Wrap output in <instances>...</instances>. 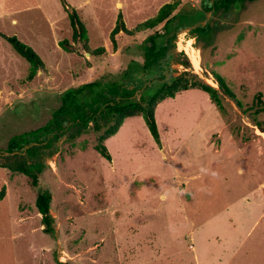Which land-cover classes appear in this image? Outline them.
I'll list each match as a JSON object with an SVG mask.
<instances>
[{
  "label": "rangeland",
  "instance_id": "1",
  "mask_svg": "<svg viewBox=\"0 0 264 264\" xmlns=\"http://www.w3.org/2000/svg\"><path fill=\"white\" fill-rule=\"evenodd\" d=\"M168 1L0 0V264H200L198 253L206 264H264V111L253 106L257 93L264 99V0L205 12L201 25L209 29L197 36L177 19L168 33L163 22L134 35L120 31L113 48L109 34L118 12L133 29ZM179 1L172 15L209 2ZM71 9L85 25L88 46L104 47L103 55L85 52L84 40L73 42ZM155 32L164 41L175 36L148 79L139 66L141 44ZM6 36L32 47L44 70L28 80L31 65ZM63 39L71 51L59 45ZM183 59L216 89L212 72L220 74L235 99L221 92L219 110L206 92L182 90L156 106L160 143L141 115L128 117L104 141L110 160L94 148L91 122L81 127L69 120L56 137L43 136L36 152L27 151L33 143L6 151L10 138L47 123L65 89L121 81L126 72L134 81L124 80L131 99L147 97L161 77L183 70ZM35 162L43 163L37 186L2 166ZM44 189L51 193L53 234L43 230L35 204ZM228 220L242 222L232 237L235 252L217 246L207 258L210 224Z\"/></svg>",
  "mask_w": 264,
  "mask_h": 264
},
{
  "label": "trees",
  "instance_id": "2",
  "mask_svg": "<svg viewBox=\"0 0 264 264\" xmlns=\"http://www.w3.org/2000/svg\"><path fill=\"white\" fill-rule=\"evenodd\" d=\"M254 1V0H209L208 3H203V9H195L193 11H187L184 13H176L172 15V12L177 8L180 1L171 0L162 4L157 10L156 14L144 21L138 23L133 29L126 27L121 12H118L116 22L112 30L110 31L109 37L112 42L113 48H116L115 35L122 31L125 35H134L136 32L143 31L145 29H151L158 24L163 22L164 33L170 32L175 26L172 21L179 20L180 26H189L197 24V26L191 31L195 32L196 36L201 33H206L209 29V23L201 25V21L205 19V12L211 10H217L220 8L228 7L232 4ZM183 14H187L184 16ZM70 25L72 27V40L73 42L84 40L83 48L85 52L90 53L91 56H100L105 53L104 47L90 48L86 36V28L80 17L78 16L75 9H71L68 13ZM162 33H152L145 37L144 42L141 44L143 62L141 65L142 70L149 76L148 79L156 75L157 63L166 55V49L175 35L164 41ZM6 40L11 44L13 49L22 56L28 63H30V72L27 75V79L31 80L38 70H44V62L40 56L34 51L32 47L20 41L16 36H6ZM59 45L66 51H71L70 43L67 39L59 41ZM183 65V70L175 75L163 76L158 81L159 87L155 92L147 97L141 95L139 99H131L132 91L127 89L124 84V80L127 73L122 76V80H114L103 83L101 80H93L82 83L76 87L65 89L60 94V104L53 110L50 119L46 124L23 133L19 136L12 137L7 142L6 151L12 152L14 150L21 149L30 143H33L27 151L31 153L36 152L38 147L36 144L40 142L43 136L53 133L52 137H56L58 132L63 128L66 120L72 121L77 126L87 127L88 123L91 122L92 129L97 133L96 143L94 148L104 158L110 160L111 156L108 152L104 141L115 134L123 121L132 116L141 115L148 126V129L157 143H160L158 128L155 120V108L159 102L168 98L174 97L175 94L181 90L188 88H198L206 92L211 101L216 105L219 110H222V102L220 94L221 92L228 97L235 99L234 92L225 82L224 78L216 73L212 72L217 84L218 89L210 86L197 74L191 73L187 68L190 67L188 59H183L179 62ZM133 81V80H132ZM137 80L136 83L141 81ZM134 82V81H133ZM143 83V82H142ZM237 105L240 107L241 103L235 100ZM253 106L256 113L264 111V99H262L259 93L256 94ZM258 127L261 126L259 123H254ZM51 139H48V141ZM50 144V143H49ZM46 145H48L46 143ZM1 165V164H0ZM8 166L11 169L22 172L31 178V183L34 186L38 184V174L43 167V163L35 162L29 165H2ZM34 166L36 167L34 169ZM5 188L0 189V199L4 195ZM50 202L51 193L44 189L36 195V208L38 213L41 214L42 224L44 225L43 230L48 233H54V217L50 214ZM64 264V263H59Z\"/></svg>",
  "mask_w": 264,
  "mask_h": 264
},
{
  "label": "crops",
  "instance_id": "3",
  "mask_svg": "<svg viewBox=\"0 0 264 264\" xmlns=\"http://www.w3.org/2000/svg\"><path fill=\"white\" fill-rule=\"evenodd\" d=\"M105 52H106V50H105ZM197 55H198V53H197ZM198 57H199V55H198ZM263 135H264V133H263ZM259 198L261 200V199H263V196H261ZM260 216H261V214H259L258 217H260ZM258 217L249 226V230L247 231V234L249 233L250 229H252V227L254 226L256 221L258 220ZM204 222H206V220ZM238 222H239V224H238ZM241 223L242 222H240V221L228 220L226 222L221 221V222H213V223L210 224V227H209V232L210 233H209L208 237L205 238V240H206V243L208 245H211V247L213 248V251H211L209 254H205L207 256V258L216 256V254L215 253L213 254V252L215 251L214 250L215 247H216V252H217V246L220 247V248H225L226 249V247H231V245H232V249L235 252L237 246H235L236 243H234L232 241V237L235 235V233L238 230H240ZM215 229H217V230H215ZM195 258H196L197 262L198 261L200 262V264H206L207 263L206 262V258L204 257L203 254H199L198 253V254H196Z\"/></svg>",
  "mask_w": 264,
  "mask_h": 264
},
{
  "label": "water",
  "instance_id": "4",
  "mask_svg": "<svg viewBox=\"0 0 264 264\" xmlns=\"http://www.w3.org/2000/svg\"><path fill=\"white\" fill-rule=\"evenodd\" d=\"M208 12H210V11H208ZM206 19H207V17H205L204 20H206ZM203 22H205V21H203ZM196 26H197V24H192V25L187 26L186 28H188V30H191V29L195 28Z\"/></svg>",
  "mask_w": 264,
  "mask_h": 264
},
{
  "label": "clouds",
  "instance_id": "5",
  "mask_svg": "<svg viewBox=\"0 0 264 264\" xmlns=\"http://www.w3.org/2000/svg\"><path fill=\"white\" fill-rule=\"evenodd\" d=\"M213 175H215V173H213Z\"/></svg>",
  "mask_w": 264,
  "mask_h": 264
},
{
  "label": "built area",
  "instance_id": "6",
  "mask_svg": "<svg viewBox=\"0 0 264 264\" xmlns=\"http://www.w3.org/2000/svg\"><path fill=\"white\" fill-rule=\"evenodd\" d=\"M199 55V54H198ZM199 58V57H198ZM216 83V82H215Z\"/></svg>",
  "mask_w": 264,
  "mask_h": 264
}]
</instances>
